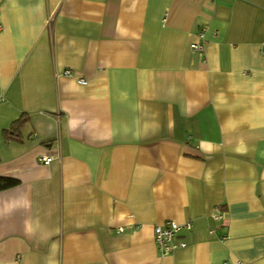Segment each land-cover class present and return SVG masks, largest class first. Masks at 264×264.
<instances>
[{
  "label": "crops",
  "instance_id": "obj_1",
  "mask_svg": "<svg viewBox=\"0 0 264 264\" xmlns=\"http://www.w3.org/2000/svg\"><path fill=\"white\" fill-rule=\"evenodd\" d=\"M262 51L264 0H0V264H264Z\"/></svg>",
  "mask_w": 264,
  "mask_h": 264
},
{
  "label": "built area",
  "instance_id": "obj_2",
  "mask_svg": "<svg viewBox=\"0 0 264 264\" xmlns=\"http://www.w3.org/2000/svg\"><path fill=\"white\" fill-rule=\"evenodd\" d=\"M199 41L194 42L190 45L192 50L202 51L204 46V32L203 30L198 32ZM264 53V51H262ZM65 75H70V70H65L63 72ZM78 82L84 83L85 80L82 78L78 79ZM37 161L42 164H48L52 159L51 155L39 154L37 156ZM191 222L187 221L185 223H177L173 220H166L163 223L156 224L153 228V240L159 250L162 253H168L175 248H180L185 246V241L180 236V231L182 229H190ZM122 228H118L121 231Z\"/></svg>",
  "mask_w": 264,
  "mask_h": 264
},
{
  "label": "trees",
  "instance_id": "obj_3",
  "mask_svg": "<svg viewBox=\"0 0 264 264\" xmlns=\"http://www.w3.org/2000/svg\"><path fill=\"white\" fill-rule=\"evenodd\" d=\"M24 120H25L24 117L20 116L19 118L14 120L7 129L3 130L4 139L18 140L20 138L19 128L23 124ZM17 183L18 180L16 178L8 177V176H0V190L11 187Z\"/></svg>",
  "mask_w": 264,
  "mask_h": 264
}]
</instances>
